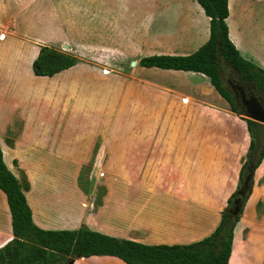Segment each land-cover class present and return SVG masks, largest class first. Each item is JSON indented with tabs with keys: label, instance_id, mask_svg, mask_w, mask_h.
I'll return each mask as SVG.
<instances>
[{
	"label": "crops",
	"instance_id": "obj_1",
	"mask_svg": "<svg viewBox=\"0 0 264 264\" xmlns=\"http://www.w3.org/2000/svg\"><path fill=\"white\" fill-rule=\"evenodd\" d=\"M227 4L230 41L244 60L264 70V0ZM209 21L196 0H0L5 165L14 173L15 160L94 156L91 182L99 170L105 176L100 204L86 207L80 196L65 201L62 191L35 188L27 178L35 225L85 226L148 245L189 244L215 230L239 184L250 143L246 122L204 74L138 63L151 55L194 53L209 38ZM41 46L77 62L37 76L32 64ZM263 177L256 169L228 264L233 253L238 264H249L244 250L252 242L244 243L242 233L264 201ZM12 238L0 189V248ZM120 263L126 264L92 256L71 264Z\"/></svg>",
	"mask_w": 264,
	"mask_h": 264
},
{
	"label": "trees",
	"instance_id": "obj_2",
	"mask_svg": "<svg viewBox=\"0 0 264 264\" xmlns=\"http://www.w3.org/2000/svg\"><path fill=\"white\" fill-rule=\"evenodd\" d=\"M210 19L208 40L192 54L151 55L139 60L142 67L185 70L202 73L228 103L231 110L240 114L230 88L223 83L222 62L237 74L242 83L251 86L264 99V70L244 60L228 37L226 18L227 0H196ZM75 57L48 46H41L33 61L37 76H53L76 64ZM250 136L246 159L239 173L243 182L249 161L256 170L264 159V124L245 118ZM252 186V184H251ZM0 189L6 194L11 212L13 238L0 248V264H71L75 259L92 256H111L126 264H228L233 241V231L239 215L227 209L236 196L237 189L228 200L220 223L207 237L189 244H142L102 234L82 226L75 230H44L34 224L25 193L29 181L20 172L14 175L5 165L0 149ZM251 193L248 190L243 206ZM259 204V203H258Z\"/></svg>",
	"mask_w": 264,
	"mask_h": 264
},
{
	"label": "rangeland",
	"instance_id": "obj_3",
	"mask_svg": "<svg viewBox=\"0 0 264 264\" xmlns=\"http://www.w3.org/2000/svg\"><path fill=\"white\" fill-rule=\"evenodd\" d=\"M222 70L224 73L223 83L225 84L226 88H229L226 80H236L237 74L225 62H222ZM237 115H241V118L245 119L241 112ZM245 159L246 157L243 159V162ZM94 161V156L81 158L48 157L40 158L38 160L27 158V160H20L18 164L16 160L14 161V173L16 176H18V174L22 172L26 178H28L30 182L33 183L35 188H38L39 185H45L48 189L53 187L54 193L56 191H62L63 195L61 197L64 198L65 201L73 200L80 196L79 201L83 202L82 207H86L89 201H94V204L96 205L100 204L105 193V176L102 172L103 170H99L101 172L97 173L98 175L96 182H91L90 176ZM19 165L21 167H19ZM257 173H264V159L257 168ZM260 183H264V177L260 179ZM95 185L97 186L95 187ZM251 188H253V183ZM54 193L51 196L55 197ZM33 194L37 195L36 191L32 193V196ZM49 194L52 193L49 192ZM39 201L41 200L39 199ZM256 213L257 215L251 214L249 216L251 221L248 222L245 230L242 233V240L244 243L246 241L249 242L250 240L252 242V250H244V259L249 264H264V201H259ZM257 244L258 249L255 251L254 246ZM230 264H238L235 259V253L232 255Z\"/></svg>",
	"mask_w": 264,
	"mask_h": 264
},
{
	"label": "water",
	"instance_id": "obj_4",
	"mask_svg": "<svg viewBox=\"0 0 264 264\" xmlns=\"http://www.w3.org/2000/svg\"><path fill=\"white\" fill-rule=\"evenodd\" d=\"M241 114L245 118L264 124V99L261 96L257 97L255 95L243 99ZM254 172V164L252 161H249L246 166L243 182L239 189H237L236 196L233 199L231 206L227 209L231 215L235 216L240 214L244 198L248 190L251 188Z\"/></svg>",
	"mask_w": 264,
	"mask_h": 264
},
{
	"label": "flooded vegetation",
	"instance_id": "obj_5",
	"mask_svg": "<svg viewBox=\"0 0 264 264\" xmlns=\"http://www.w3.org/2000/svg\"><path fill=\"white\" fill-rule=\"evenodd\" d=\"M226 83H227L228 87L230 88V91L233 95V98H234V101H235L237 107L240 110L242 109V100L243 99H247V98L251 97L252 95L259 97V95L249 85L242 83L241 81L238 80V78L236 80H233V81H231L230 79H227ZM17 177H19V174Z\"/></svg>",
	"mask_w": 264,
	"mask_h": 264
}]
</instances>
